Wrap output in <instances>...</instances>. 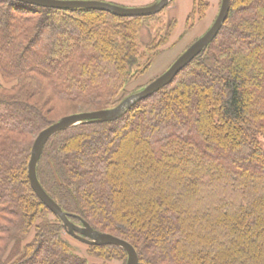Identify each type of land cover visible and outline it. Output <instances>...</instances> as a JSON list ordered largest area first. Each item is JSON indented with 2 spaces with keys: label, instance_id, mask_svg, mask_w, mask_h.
<instances>
[{
  "label": "trees",
  "instance_id": "obj_1",
  "mask_svg": "<svg viewBox=\"0 0 264 264\" xmlns=\"http://www.w3.org/2000/svg\"><path fill=\"white\" fill-rule=\"evenodd\" d=\"M208 6L194 0L187 20ZM155 14L0 0V264H88L30 186L32 144L61 117L112 108L152 81L127 89L177 24L142 44ZM261 138L264 0H230L219 32L169 84L115 121L54 134L36 176L72 222L129 242L137 264H264ZM86 245L101 264L127 260L118 246Z\"/></svg>",
  "mask_w": 264,
  "mask_h": 264
},
{
  "label": "water",
  "instance_id": "obj_2",
  "mask_svg": "<svg viewBox=\"0 0 264 264\" xmlns=\"http://www.w3.org/2000/svg\"><path fill=\"white\" fill-rule=\"evenodd\" d=\"M18 2L56 9L87 8L109 12L121 17L148 16L160 12L171 0H157L145 7H122L116 4L97 0H16ZM230 0H221L218 13L207 31L189 45L165 70L161 75L144 86L140 91L130 94L119 102L116 106L108 109L94 110L88 112L73 113L61 117L57 122L41 130L34 139L31 148V155L28 162V180L30 186L41 202L57 216L67 233L73 238L88 245L110 244L124 249L127 253L125 264H137L138 258L134 247L117 236L109 233H102L94 230L87 222L81 221L80 224L72 222L68 214L44 191L36 176V164L41 155L46 141L54 134L80 124L82 122H111L117 120L135 102L141 100L160 88L169 84L174 76L186 66L195 56L202 52L212 41L224 23L229 10Z\"/></svg>",
  "mask_w": 264,
  "mask_h": 264
},
{
  "label": "rangeland",
  "instance_id": "obj_3",
  "mask_svg": "<svg viewBox=\"0 0 264 264\" xmlns=\"http://www.w3.org/2000/svg\"><path fill=\"white\" fill-rule=\"evenodd\" d=\"M102 2H108L103 0H97ZM152 0H125L117 4L122 7H145L153 2ZM209 3L208 8L205 11L204 15H196L193 18H188V14L194 7V0H171L168 5L156 14H160L158 19H148L141 25L140 30V42L142 44L149 42L154 34L166 33L167 27L170 23V20L174 18L177 21V24L173 31L170 33L169 41L167 46L164 47V51L156 57L154 62L151 65L148 73L143 77L132 80L128 86V90H132L140 85L146 83L148 80H154V78L161 75L167 68L172 64V62L190 45L193 41L198 39L203 35L207 29L213 23L219 7L221 0H206ZM156 2V1H154ZM113 4V3H112ZM155 14V15H156ZM190 25V26H189ZM147 26V27H146ZM157 28V30H155ZM159 28V29H158ZM145 86V85H144ZM142 89V88H141ZM141 89L137 90L140 91ZM136 91V92H137ZM56 115L55 113L50 114ZM69 115V114H68ZM57 122V121H56ZM264 146V138L260 139ZM65 237L68 241L74 246V249L81 255L85 256L88 260V264H101L103 260L101 258H96L89 256L87 252V245L72 236L65 233ZM123 260L118 258L110 259L105 264H125Z\"/></svg>",
  "mask_w": 264,
  "mask_h": 264
},
{
  "label": "crops",
  "instance_id": "obj_4",
  "mask_svg": "<svg viewBox=\"0 0 264 264\" xmlns=\"http://www.w3.org/2000/svg\"><path fill=\"white\" fill-rule=\"evenodd\" d=\"M103 1H108V3H117V4H119V3H121V1H125V0H103ZM155 0H152L151 2H154ZM147 27V26H146Z\"/></svg>",
  "mask_w": 264,
  "mask_h": 264
}]
</instances>
